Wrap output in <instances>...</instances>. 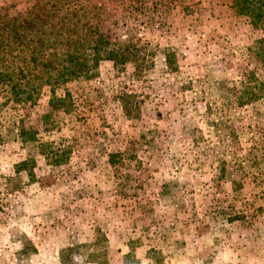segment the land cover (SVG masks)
Instances as JSON below:
<instances>
[{
	"label": "rangeland",
	"instance_id": "374dc122",
	"mask_svg": "<svg viewBox=\"0 0 264 264\" xmlns=\"http://www.w3.org/2000/svg\"><path fill=\"white\" fill-rule=\"evenodd\" d=\"M154 2L151 64L57 87L51 134L48 87L0 86V264H264V35L230 0Z\"/></svg>",
	"mask_w": 264,
	"mask_h": 264
},
{
	"label": "trees",
	"instance_id": "16d2710c",
	"mask_svg": "<svg viewBox=\"0 0 264 264\" xmlns=\"http://www.w3.org/2000/svg\"><path fill=\"white\" fill-rule=\"evenodd\" d=\"M230 9L264 35V0H230ZM156 12L154 0H32L22 12L1 7L0 86L7 101L33 105L48 87L42 132L60 129L71 99L66 92L57 96V87L93 77L103 62L115 68L132 64L135 71L151 64L155 51L144 32L155 25ZM36 134L23 129L18 139L30 143ZM59 153L52 154L57 163L67 160L64 151Z\"/></svg>",
	"mask_w": 264,
	"mask_h": 264
}]
</instances>
